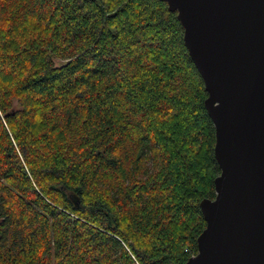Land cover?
Masks as SVG:
<instances>
[{
	"label": "trees",
	"instance_id": "1",
	"mask_svg": "<svg viewBox=\"0 0 264 264\" xmlns=\"http://www.w3.org/2000/svg\"><path fill=\"white\" fill-rule=\"evenodd\" d=\"M205 96L161 0H0V264H182Z\"/></svg>",
	"mask_w": 264,
	"mask_h": 264
},
{
	"label": "water",
	"instance_id": "2",
	"mask_svg": "<svg viewBox=\"0 0 264 264\" xmlns=\"http://www.w3.org/2000/svg\"><path fill=\"white\" fill-rule=\"evenodd\" d=\"M161 1L203 82L218 167L182 264H264V0Z\"/></svg>",
	"mask_w": 264,
	"mask_h": 264
},
{
	"label": "rangeland",
	"instance_id": "3",
	"mask_svg": "<svg viewBox=\"0 0 264 264\" xmlns=\"http://www.w3.org/2000/svg\"><path fill=\"white\" fill-rule=\"evenodd\" d=\"M54 61H55L56 64H60V63H62L61 60H57V59H55Z\"/></svg>",
	"mask_w": 264,
	"mask_h": 264
}]
</instances>
